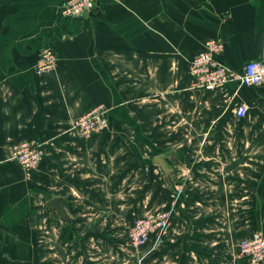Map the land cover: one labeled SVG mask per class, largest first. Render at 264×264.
Wrapping results in <instances>:
<instances>
[{
  "label": "crops",
  "instance_id": "crops-1",
  "mask_svg": "<svg viewBox=\"0 0 264 264\" xmlns=\"http://www.w3.org/2000/svg\"><path fill=\"white\" fill-rule=\"evenodd\" d=\"M66 1L0 0V264H247L241 241L264 235V86L193 90L188 67L212 38L234 69L259 58L264 0H99L74 19ZM47 47L57 66L37 74ZM226 100L247 104L245 130L208 117ZM101 104L108 130L71 129ZM25 140L44 143L37 171L11 158ZM163 212L133 249V222Z\"/></svg>",
  "mask_w": 264,
  "mask_h": 264
},
{
  "label": "built area",
  "instance_id": "built-area-1",
  "mask_svg": "<svg viewBox=\"0 0 264 264\" xmlns=\"http://www.w3.org/2000/svg\"><path fill=\"white\" fill-rule=\"evenodd\" d=\"M99 0H67L60 10L63 18L82 17L93 11ZM225 43L220 38L207 40L204 49L189 61V75L191 88L214 92L225 88L229 83H236L239 87L264 86V33L262 48L259 58L245 63L242 69L237 70L228 66L224 60ZM58 58L53 49L47 47L38 59L36 73L41 74L56 68ZM109 109L104 105H98L82 117L72 122L71 129L85 139H91L94 135L108 130L110 123ZM248 106L240 103L234 111L238 118L247 115ZM11 158L28 172L39 168L44 159V143L39 140H25L13 145ZM170 218L169 212H163L154 218H137L129 229V245L133 249H139L148 243L150 235L164 229ZM240 253L247 259V264L264 263V235L255 233L251 237L243 239L239 245Z\"/></svg>",
  "mask_w": 264,
  "mask_h": 264
},
{
  "label": "rangeland",
  "instance_id": "rangeland-1",
  "mask_svg": "<svg viewBox=\"0 0 264 264\" xmlns=\"http://www.w3.org/2000/svg\"><path fill=\"white\" fill-rule=\"evenodd\" d=\"M235 107H237V103H234V102L230 103L229 100H226L225 102H223L222 104H219L218 106L211 105V111L208 113V117L219 116V117H225L228 119H232L230 125L236 127V129H239V130H241V129L245 130V125L242 124L243 121H240L234 114ZM230 125L226 126V127L225 126H216L213 128V131L215 129H221L223 133H230V130L232 129V127ZM209 129H210V127H209ZM37 170H35V171H37ZM140 218H145V217H140ZM167 220H169V217ZM133 224H134V222H133ZM133 224H132V226H133ZM159 230H157V231H159ZM155 232H153V233H155Z\"/></svg>",
  "mask_w": 264,
  "mask_h": 264
},
{
  "label": "water",
  "instance_id": "water-1",
  "mask_svg": "<svg viewBox=\"0 0 264 264\" xmlns=\"http://www.w3.org/2000/svg\"><path fill=\"white\" fill-rule=\"evenodd\" d=\"M170 158H171V152H166V153H163V154L157 156L155 159V163L160 166V168L163 170L164 174L167 177L173 178L174 169L166 161V159H170ZM50 207H51L52 211H54V212L56 211V212L60 213L62 211V208L60 206V199H58V198L53 199L50 203Z\"/></svg>",
  "mask_w": 264,
  "mask_h": 264
}]
</instances>
